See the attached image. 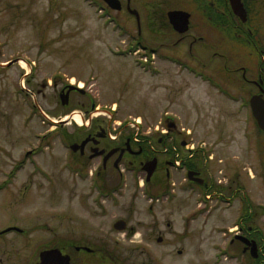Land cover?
Segmentation results:
<instances>
[{"label": "rangeland", "instance_id": "obj_1", "mask_svg": "<svg viewBox=\"0 0 264 264\" xmlns=\"http://www.w3.org/2000/svg\"><path fill=\"white\" fill-rule=\"evenodd\" d=\"M97 1L0 0V229L18 224L31 230L26 238L7 235L0 249H75L78 243L106 247L115 264L152 257L154 264H236L225 256L220 263L216 259L227 239L223 226H238L241 199L226 208L216 207L213 198L206 208L210 211L194 216L204 195L189 185L186 170L189 167L190 177L202 181L209 193L242 195L244 222L250 209L257 211V224L264 229V136L254 121L255 134L248 137L249 118L238 111L233 98L200 74L208 61L210 74L222 71V61L210 59L212 49L202 43L190 49L188 40L176 42L166 22L161 29L155 24L161 21L159 13L148 19L143 15L144 43L162 44L161 50L189 59L190 66L157 54L145 57L133 44L139 36L137 21L123 9L127 26L126 32L120 31ZM196 26L193 34H202L203 25ZM212 40L219 41L216 36ZM16 58L22 60L10 63ZM67 83L84 85L85 92L72 91L63 103L60 93ZM45 114L65 125L79 145L74 160L84 166L91 151L87 143L82 146L83 140L91 123L102 120L109 132L119 123L126 125L124 134L138 137L157 153L125 154L120 160L113 152L105 168L101 166V178L112 186L123 173L126 191L97 201V190L85 173L77 178L64 169L70 148L58 123ZM73 114L82 121L73 120ZM154 156L153 181L165 180L171 158L188 165L182 170L172 167L171 179L165 180L176 183L177 198L151 210L138 186L144 174L124 169L123 163L134 158L147 164ZM98 162L101 159H94L90 167ZM120 219L127 221L124 229L115 226ZM140 249L145 251L141 254Z\"/></svg>", "mask_w": 264, "mask_h": 264}, {"label": "flooded vegetation", "instance_id": "obj_2", "mask_svg": "<svg viewBox=\"0 0 264 264\" xmlns=\"http://www.w3.org/2000/svg\"><path fill=\"white\" fill-rule=\"evenodd\" d=\"M109 1L116 8L107 6V4L106 6L110 10V13L115 15L117 19H122V12L123 9H125L126 12L137 21L139 27L138 33L140 36H142L143 32L141 26L143 17L145 16L144 19H148V15L151 17V15L160 13L159 19H161V21L159 23L155 21V24L161 29V25L166 22L169 27L168 30H171L173 36L175 35L177 37L176 42L188 40L190 49L198 43H202L208 49H212L210 59L212 61L217 59L222 61V71L212 72V76L217 78L219 83L222 84L221 90L235 100L238 111L244 112L247 118H249L250 123L248 122V128L251 131L247 130L248 136L251 137V134H255V131L252 130L254 121L258 128V131L256 130L257 133L264 136V130L260 128L255 118L252 105V99L254 97L258 98L259 101L264 99V0H171V3L169 0ZM149 1H153L155 5H152ZM169 5H171L170 8H168ZM193 7L196 8L197 12H195ZM171 11L183 13L176 15L174 21H171L169 15ZM186 19L187 23H185ZM123 22L126 24L125 20H123ZM198 24L201 26L203 25L204 31L200 35H194L193 31L197 29L196 25ZM156 29L161 34L158 28ZM181 29L187 30L183 32ZM213 36H216L220 43L219 41L218 43L213 42ZM161 46L163 45H158V50L160 52ZM177 55L181 56L178 53ZM210 63L211 62L208 61V63L203 64L205 73L208 75H210L211 72L207 69ZM232 77H235L236 81L231 79ZM65 86L66 85L62 88V94L60 93L61 96L69 91V88H65ZM72 91L74 92L76 90H71L69 92V97ZM107 125L106 120L96 122L94 125L91 123L92 128L88 130L84 138L88 139L85 146H88L91 151L85 165L88 164L90 166L94 159H101V162H98L97 172H95V175L97 173L100 180L102 179L101 166L105 168V162L112 158L111 155L107 156L111 150L115 149V153L118 154L117 156L120 160L124 158L125 154L136 157L140 156V152H143L142 148H139L141 151L138 152L136 146L132 147L131 144L129 145L128 143L124 145L121 139L112 141L109 137ZM59 126L62 130H65V125L63 123L59 124ZM68 137L72 140L71 136L68 135ZM68 142L69 146L74 143L73 141ZM73 157H75V151L73 152ZM79 163H81V161ZM127 163L133 166L139 162L134 158H128L123 164ZM139 164L142 163L140 162ZM166 164L167 168L170 170L167 169L166 173L164 172L163 180L170 179L171 168L173 167L174 161L171 158V160L169 159L166 161ZM179 167L182 168V164H180ZM84 168L83 166L77 165L64 167V169H67L69 173L74 174L77 178H82L81 173H83ZM87 173H89V170ZM91 174H93L94 178V172H91ZM262 177L264 178V175ZM164 181H153L152 176L151 181L144 183L142 188V190L149 189V187L154 189L155 186H160L155 189L159 191L157 192L155 203L149 205V207L154 210L155 205L172 203L176 199L177 195L173 194L174 191L176 192V187H173L176 183ZM189 182H197L204 185L203 182L193 178L189 180ZM101 184L103 185L102 188L105 190H114L115 186L120 185L118 182L115 185L108 186L103 179L101 180ZM115 189L122 190L123 187L120 186ZM212 196H216L219 207L225 204L226 208H228L227 206H231L237 200L238 196L241 199L240 210H238L239 216L236 219V221H238V226L234 228L224 225L222 228L223 233L227 235V239L222 244V247L218 249L219 253L216 263H220L222 257L225 256L228 262L233 261V263L236 262V264H264V229L263 226L260 227L257 224L258 218L260 217L257 211L253 212L250 209V212L246 214V216H249V219L247 222H244L242 210L245 209V203L242 195L219 191L213 193ZM207 211H210V209H207L203 214H206ZM201 214L198 215V217L201 216ZM120 220L124 221V219ZM119 224L125 228L127 226V221ZM35 228L47 230L46 226H38ZM30 231V229L28 230L18 224L7 225L0 229V240L5 239L7 235L12 233L26 238L29 236ZM237 243H240L242 248L236 249ZM74 248L75 249H64V246L58 245L45 249H0V264H41L45 252H51L46 264H105V262L115 264L111 262V254L107 252V248L104 246L93 247L76 243ZM140 250H142L141 252L139 251L141 254L145 251V249ZM151 260H153L154 264L156 257L148 259L147 262H145L144 259L142 262L136 264H151L148 263L149 261L152 262Z\"/></svg>", "mask_w": 264, "mask_h": 264}, {"label": "water", "instance_id": "obj_3", "mask_svg": "<svg viewBox=\"0 0 264 264\" xmlns=\"http://www.w3.org/2000/svg\"><path fill=\"white\" fill-rule=\"evenodd\" d=\"M180 13H183V12L171 11L169 13L171 21H174L175 16L179 15ZM181 30L183 31V30H186V29H181ZM71 88H74V87L71 86ZM66 96L63 97L64 98L63 103L67 102V99H66L67 97ZM252 103H253L254 115H255V117H256V119L258 121L259 126L264 130V99H261V101H259L258 98L254 97L252 99ZM113 152H115V151H111L109 154H112ZM155 164H156V161L154 160L153 162L147 163V165L145 166L146 168L149 169V178H150V176L153 173V170L155 168ZM116 227H118V225ZM52 249H58V248H52ZM49 254H51V252H45L43 254L41 264H46L48 262Z\"/></svg>", "mask_w": 264, "mask_h": 264}, {"label": "bare ground", "instance_id": "obj_4", "mask_svg": "<svg viewBox=\"0 0 264 264\" xmlns=\"http://www.w3.org/2000/svg\"><path fill=\"white\" fill-rule=\"evenodd\" d=\"M22 63L25 65V62L22 61ZM73 120H75L77 122H81L82 121L81 117H79V114H75L74 117H73Z\"/></svg>", "mask_w": 264, "mask_h": 264}]
</instances>
